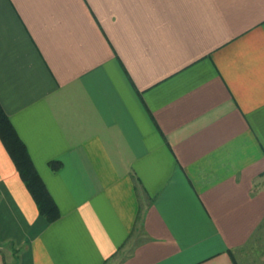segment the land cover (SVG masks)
<instances>
[{
    "label": "crops",
    "instance_id": "1",
    "mask_svg": "<svg viewBox=\"0 0 264 264\" xmlns=\"http://www.w3.org/2000/svg\"><path fill=\"white\" fill-rule=\"evenodd\" d=\"M0 107L59 212L0 140V264H237L264 219V0H0Z\"/></svg>",
    "mask_w": 264,
    "mask_h": 264
},
{
    "label": "trees",
    "instance_id": "2",
    "mask_svg": "<svg viewBox=\"0 0 264 264\" xmlns=\"http://www.w3.org/2000/svg\"><path fill=\"white\" fill-rule=\"evenodd\" d=\"M0 140L12 159L22 182L32 196L38 213L48 222L56 220L59 217L57 206L36 171L24 143L19 139L1 107ZM49 165L52 169L59 167L56 161L50 162Z\"/></svg>",
    "mask_w": 264,
    "mask_h": 264
},
{
    "label": "rangeland",
    "instance_id": "3",
    "mask_svg": "<svg viewBox=\"0 0 264 264\" xmlns=\"http://www.w3.org/2000/svg\"><path fill=\"white\" fill-rule=\"evenodd\" d=\"M233 255L237 264H264V219L246 243L233 251ZM6 257V264H17L9 260V252Z\"/></svg>",
    "mask_w": 264,
    "mask_h": 264
}]
</instances>
